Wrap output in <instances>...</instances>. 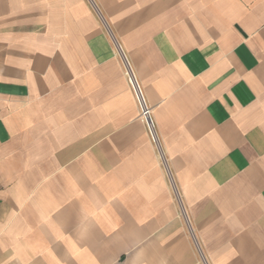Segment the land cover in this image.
<instances>
[{
	"label": "crops",
	"instance_id": "crops-1",
	"mask_svg": "<svg viewBox=\"0 0 264 264\" xmlns=\"http://www.w3.org/2000/svg\"><path fill=\"white\" fill-rule=\"evenodd\" d=\"M0 264H264V0H0Z\"/></svg>",
	"mask_w": 264,
	"mask_h": 264
},
{
	"label": "built area",
	"instance_id": "built-area-1",
	"mask_svg": "<svg viewBox=\"0 0 264 264\" xmlns=\"http://www.w3.org/2000/svg\"><path fill=\"white\" fill-rule=\"evenodd\" d=\"M116 48L121 58L124 74L132 90V93H133V96H134V99H135V102L138 108V118L143 122L146 128V132L148 136L151 138V140L157 143L158 140L155 134V124H154V120L152 117L151 108L148 106V103L145 100L143 91L136 77L134 76L122 49L120 48L118 44H116Z\"/></svg>",
	"mask_w": 264,
	"mask_h": 264
}]
</instances>
